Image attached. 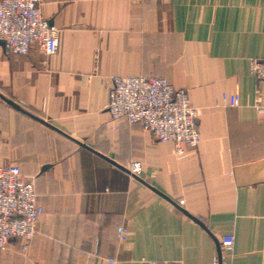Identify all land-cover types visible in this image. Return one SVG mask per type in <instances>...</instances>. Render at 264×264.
Returning a JSON list of instances; mask_svg holds the SVG:
<instances>
[{
	"label": "crops",
	"instance_id": "crops-1",
	"mask_svg": "<svg viewBox=\"0 0 264 264\" xmlns=\"http://www.w3.org/2000/svg\"><path fill=\"white\" fill-rule=\"evenodd\" d=\"M39 4L59 49L0 42V163L34 180L44 212L27 249L0 247V264H264V80L250 69L264 57V0ZM115 75L186 88L197 147L178 155L112 118Z\"/></svg>",
	"mask_w": 264,
	"mask_h": 264
},
{
	"label": "built area",
	"instance_id": "built-area-1",
	"mask_svg": "<svg viewBox=\"0 0 264 264\" xmlns=\"http://www.w3.org/2000/svg\"><path fill=\"white\" fill-rule=\"evenodd\" d=\"M0 40L10 53L27 54L37 42L47 54H54L59 49V29L43 16L39 0H0ZM250 69L264 80V58L251 59ZM107 109L112 118L140 123L159 141L173 142L178 155L201 141L199 109L192 105L186 88L175 86L166 77L112 76ZM141 170L140 161L131 164L132 173ZM43 212L34 180L25 177L19 165L0 163V247L20 239L26 248ZM234 243V235H224L221 250L231 251ZM220 264H228L224 256Z\"/></svg>",
	"mask_w": 264,
	"mask_h": 264
},
{
	"label": "water",
	"instance_id": "water-1",
	"mask_svg": "<svg viewBox=\"0 0 264 264\" xmlns=\"http://www.w3.org/2000/svg\"><path fill=\"white\" fill-rule=\"evenodd\" d=\"M0 42L4 43L5 42L3 40H0ZM8 102H10L11 104L15 105L16 107H19V105L17 103H15L14 101L10 100V99H7ZM20 108V107H19ZM195 218V217H194ZM197 221H199L197 218H195ZM200 222V221H199Z\"/></svg>",
	"mask_w": 264,
	"mask_h": 264
},
{
	"label": "rangeland",
	"instance_id": "rangeland-1",
	"mask_svg": "<svg viewBox=\"0 0 264 264\" xmlns=\"http://www.w3.org/2000/svg\"><path fill=\"white\" fill-rule=\"evenodd\" d=\"M253 58L263 59L264 57H252L251 59H253ZM251 59H250V61H251ZM36 225H37V223H36ZM36 230H37V229H36ZM35 234H36V233H35ZM34 236H35V235H34ZM33 238H34V237H33ZM33 238H32V239H33ZM32 239H31V240H32ZM20 241H21V240H20ZM30 242H31V241H30ZM30 242H29V244H30ZM29 244H28V246H29ZM28 246H27V247H28ZM27 247L24 248V247H23V243H22V248H23V249H27Z\"/></svg>",
	"mask_w": 264,
	"mask_h": 264
}]
</instances>
